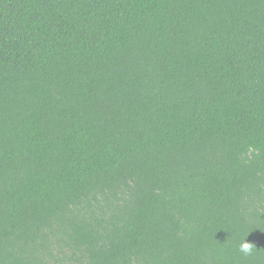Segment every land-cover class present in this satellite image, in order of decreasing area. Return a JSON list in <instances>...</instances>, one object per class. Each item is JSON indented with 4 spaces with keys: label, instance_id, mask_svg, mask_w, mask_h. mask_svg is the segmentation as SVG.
<instances>
[{
    "label": "trees",
    "instance_id": "16d2710c",
    "mask_svg": "<svg viewBox=\"0 0 264 264\" xmlns=\"http://www.w3.org/2000/svg\"><path fill=\"white\" fill-rule=\"evenodd\" d=\"M0 264H264V0H0Z\"/></svg>",
    "mask_w": 264,
    "mask_h": 264
},
{
    "label": "clouds",
    "instance_id": "9594fccd",
    "mask_svg": "<svg viewBox=\"0 0 264 264\" xmlns=\"http://www.w3.org/2000/svg\"><path fill=\"white\" fill-rule=\"evenodd\" d=\"M254 248H257L253 243L248 242L246 240V237L244 238L243 241H241L239 245V251L245 255H251Z\"/></svg>",
    "mask_w": 264,
    "mask_h": 264
}]
</instances>
